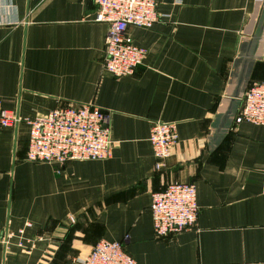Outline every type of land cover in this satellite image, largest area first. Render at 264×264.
<instances>
[{"label": "crops", "instance_id": "crops-1", "mask_svg": "<svg viewBox=\"0 0 264 264\" xmlns=\"http://www.w3.org/2000/svg\"><path fill=\"white\" fill-rule=\"evenodd\" d=\"M153 1L158 21L126 31L144 61L115 78L93 0H0V103L20 120L0 129V264H73L102 240L136 264H264V127L235 123L264 83V0ZM67 104L109 114L110 157L26 161L27 122ZM154 122L178 135L159 171ZM170 183L195 186L198 217L158 239Z\"/></svg>", "mask_w": 264, "mask_h": 264}, {"label": "built area", "instance_id": "built-area-1", "mask_svg": "<svg viewBox=\"0 0 264 264\" xmlns=\"http://www.w3.org/2000/svg\"><path fill=\"white\" fill-rule=\"evenodd\" d=\"M97 6L95 21L107 24L104 40L103 70L115 77L132 76L146 56L135 46L126 31L129 26L150 29L157 21L153 0H93ZM243 105L235 123L264 127V83H253L243 96ZM20 122L17 115L2 108L0 129L14 128ZM29 137L26 161L58 167L60 173L72 161H100L111 155L109 114L92 104L60 106L27 122ZM178 142L174 123L154 122L149 143L156 159L155 170L165 161ZM153 234L161 239L195 226L198 217L196 188L193 184L170 183L151 195ZM23 231H19L21 235ZM13 235H8V238ZM73 264H136L119 242L100 241L83 258Z\"/></svg>", "mask_w": 264, "mask_h": 264}, {"label": "water", "instance_id": "water-1", "mask_svg": "<svg viewBox=\"0 0 264 264\" xmlns=\"http://www.w3.org/2000/svg\"><path fill=\"white\" fill-rule=\"evenodd\" d=\"M174 0H169V3L173 2Z\"/></svg>", "mask_w": 264, "mask_h": 264}, {"label": "trees", "instance_id": "trees-1", "mask_svg": "<svg viewBox=\"0 0 264 264\" xmlns=\"http://www.w3.org/2000/svg\"><path fill=\"white\" fill-rule=\"evenodd\" d=\"M251 85H252V84H251ZM251 85H250V86H251ZM250 86H249V87H250Z\"/></svg>", "mask_w": 264, "mask_h": 264}]
</instances>
